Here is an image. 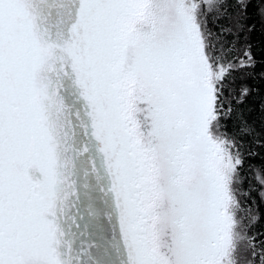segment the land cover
<instances>
[{"label": "snow or ice", "instance_id": "obj_1", "mask_svg": "<svg viewBox=\"0 0 264 264\" xmlns=\"http://www.w3.org/2000/svg\"><path fill=\"white\" fill-rule=\"evenodd\" d=\"M257 34L264 0H0V264H264Z\"/></svg>", "mask_w": 264, "mask_h": 264}, {"label": "trees", "instance_id": "obj_2", "mask_svg": "<svg viewBox=\"0 0 264 264\" xmlns=\"http://www.w3.org/2000/svg\"><path fill=\"white\" fill-rule=\"evenodd\" d=\"M253 43L255 45L254 51L256 52L257 59L259 60L260 59L259 48L264 47V42H261V38H260L259 34H257L256 36L253 37ZM259 70H260V68L258 67L257 71H259ZM237 75H239V74H237ZM236 83H237V87H239V85L241 83H248L250 86H253V87L264 88V85L259 84V83H255L251 80L244 81L241 79H237ZM258 102H259V97L254 93L253 97L250 98V105H257ZM261 213L264 214V206L261 207ZM256 229L257 230H264V220H261V222L258 225H256Z\"/></svg>", "mask_w": 264, "mask_h": 264}]
</instances>
